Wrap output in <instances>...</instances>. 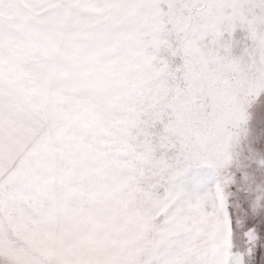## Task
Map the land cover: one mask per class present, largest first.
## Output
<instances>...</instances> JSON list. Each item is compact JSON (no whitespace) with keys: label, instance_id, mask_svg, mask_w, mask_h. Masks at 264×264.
Segmentation results:
<instances>
[{"label":"snow or ice","instance_id":"obj_1","mask_svg":"<svg viewBox=\"0 0 264 264\" xmlns=\"http://www.w3.org/2000/svg\"><path fill=\"white\" fill-rule=\"evenodd\" d=\"M0 264H264V0H0Z\"/></svg>","mask_w":264,"mask_h":264}]
</instances>
